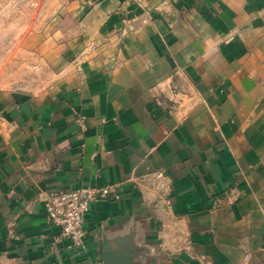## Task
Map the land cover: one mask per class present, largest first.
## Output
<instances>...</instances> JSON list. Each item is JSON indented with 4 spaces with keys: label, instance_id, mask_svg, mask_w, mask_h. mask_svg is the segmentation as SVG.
<instances>
[{
    "label": "crops",
    "instance_id": "0c3cea01",
    "mask_svg": "<svg viewBox=\"0 0 264 264\" xmlns=\"http://www.w3.org/2000/svg\"><path fill=\"white\" fill-rule=\"evenodd\" d=\"M66 4L48 80L0 86V264H264V0ZM80 187L112 192L73 251Z\"/></svg>",
    "mask_w": 264,
    "mask_h": 264
},
{
    "label": "rangeland",
    "instance_id": "374dc122",
    "mask_svg": "<svg viewBox=\"0 0 264 264\" xmlns=\"http://www.w3.org/2000/svg\"><path fill=\"white\" fill-rule=\"evenodd\" d=\"M67 0H0V86H35L50 71L36 52ZM42 61V62H41Z\"/></svg>",
    "mask_w": 264,
    "mask_h": 264
},
{
    "label": "built area",
    "instance_id": "2783aa9c",
    "mask_svg": "<svg viewBox=\"0 0 264 264\" xmlns=\"http://www.w3.org/2000/svg\"><path fill=\"white\" fill-rule=\"evenodd\" d=\"M178 102L172 100L167 109L172 111ZM112 192L110 187H80L62 190L52 195L46 203V214L50 225L60 229L62 236L69 239V249L84 250L86 231L84 220L93 202L106 199Z\"/></svg>",
    "mask_w": 264,
    "mask_h": 264
}]
</instances>
